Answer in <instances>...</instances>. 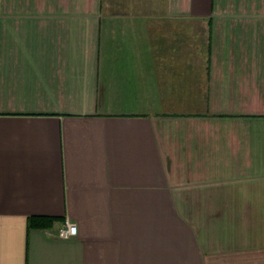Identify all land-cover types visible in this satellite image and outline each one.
Returning a JSON list of instances; mask_svg holds the SVG:
<instances>
[{"label":"crops","instance_id":"obj_1","mask_svg":"<svg viewBox=\"0 0 264 264\" xmlns=\"http://www.w3.org/2000/svg\"><path fill=\"white\" fill-rule=\"evenodd\" d=\"M0 264H264V0H0Z\"/></svg>","mask_w":264,"mask_h":264},{"label":"built area","instance_id":"obj_2","mask_svg":"<svg viewBox=\"0 0 264 264\" xmlns=\"http://www.w3.org/2000/svg\"><path fill=\"white\" fill-rule=\"evenodd\" d=\"M78 234V227L76 224L67 220L64 222L63 226L58 230L57 237L60 239H71L76 237Z\"/></svg>","mask_w":264,"mask_h":264},{"label":"trees","instance_id":"obj_3","mask_svg":"<svg viewBox=\"0 0 264 264\" xmlns=\"http://www.w3.org/2000/svg\"><path fill=\"white\" fill-rule=\"evenodd\" d=\"M55 220L50 218H31L29 220V227H47L50 226Z\"/></svg>","mask_w":264,"mask_h":264}]
</instances>
